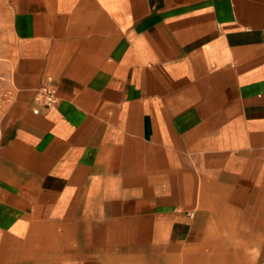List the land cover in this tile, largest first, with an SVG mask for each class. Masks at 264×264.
Instances as JSON below:
<instances>
[{
    "label": "crops",
    "instance_id": "crops-1",
    "mask_svg": "<svg viewBox=\"0 0 264 264\" xmlns=\"http://www.w3.org/2000/svg\"><path fill=\"white\" fill-rule=\"evenodd\" d=\"M10 7L0 264H264V0Z\"/></svg>",
    "mask_w": 264,
    "mask_h": 264
},
{
    "label": "rangeland",
    "instance_id": "rangeland-1",
    "mask_svg": "<svg viewBox=\"0 0 264 264\" xmlns=\"http://www.w3.org/2000/svg\"><path fill=\"white\" fill-rule=\"evenodd\" d=\"M10 2L11 0H0V121L8 103L7 73L13 57Z\"/></svg>",
    "mask_w": 264,
    "mask_h": 264
},
{
    "label": "built area",
    "instance_id": "built-area-1",
    "mask_svg": "<svg viewBox=\"0 0 264 264\" xmlns=\"http://www.w3.org/2000/svg\"><path fill=\"white\" fill-rule=\"evenodd\" d=\"M56 100V88L52 83L40 86L33 99V113H39L41 109H48L56 102Z\"/></svg>",
    "mask_w": 264,
    "mask_h": 264
}]
</instances>
